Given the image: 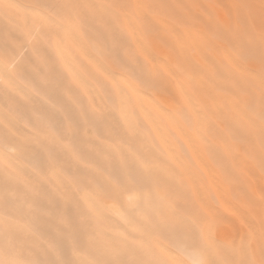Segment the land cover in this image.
Returning <instances> with one entry per match:
<instances>
[{
	"label": "bare ground",
	"instance_id": "bare-ground-1",
	"mask_svg": "<svg viewBox=\"0 0 264 264\" xmlns=\"http://www.w3.org/2000/svg\"><path fill=\"white\" fill-rule=\"evenodd\" d=\"M3 127L9 264H264V0H0Z\"/></svg>",
	"mask_w": 264,
	"mask_h": 264
},
{
	"label": "rangeland",
	"instance_id": "rangeland-1",
	"mask_svg": "<svg viewBox=\"0 0 264 264\" xmlns=\"http://www.w3.org/2000/svg\"><path fill=\"white\" fill-rule=\"evenodd\" d=\"M3 130H5V128H1L0 133L3 132ZM10 129H8V133L6 136V139H8L9 143L7 146H14L16 147V149L14 150H8L6 149V153H9V156H11L12 158H15L17 160H20L21 158V152H20V141L21 140V134H17L16 132L9 131ZM16 139V142H15ZM19 139V140H18ZM2 164V163H1ZM6 170V171H5ZM7 172V175L9 176V174L11 175H15L16 173L13 172V170H11V167L9 165H0V188H2L4 191H6L7 189H9V187L11 186V184H13V181L10 182L9 177H7V175L5 174ZM12 180V179H11ZM0 197H2L0 195ZM8 258H9V252L6 248H4V246L0 247V264H9L8 262ZM2 261V262H1Z\"/></svg>",
	"mask_w": 264,
	"mask_h": 264
}]
</instances>
